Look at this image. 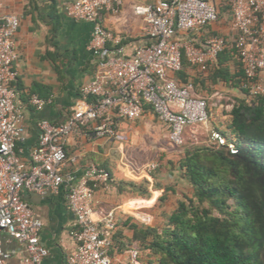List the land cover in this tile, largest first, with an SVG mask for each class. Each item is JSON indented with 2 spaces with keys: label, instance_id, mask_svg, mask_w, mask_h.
<instances>
[{
  "label": "built area",
  "instance_id": "obj_1",
  "mask_svg": "<svg viewBox=\"0 0 264 264\" xmlns=\"http://www.w3.org/2000/svg\"><path fill=\"white\" fill-rule=\"evenodd\" d=\"M124 0H74L65 2L66 14L92 24L90 49L98 57L92 78L80 88V97L62 122L39 121V141L26 164L18 152L25 134V113L16 104L19 59L16 34L21 18L2 13L0 0V264H42L49 248L41 241L44 222L25 200L26 192L41 196L67 188V204L75 215L72 231L75 249L68 264H113L117 221L113 211L95 217V192L109 189L111 173L93 163L77 177L65 173L64 166L76 158L67 155L69 138L81 130L99 139H116L122 121H134L148 110L168 127L171 145L186 144L187 133L210 121L208 100L199 96L192 82L182 83L174 76L184 61L206 70L216 64L230 43L222 34L208 36L199 43V34L220 18L222 7L231 14L232 40L245 74L242 88L252 97L264 96V0H158L138 5L137 14L145 20L147 41L131 55L125 53L121 39L104 25L105 13L118 14ZM186 35V36H185ZM111 47L108 49V46ZM50 99L38 94L30 97L37 110ZM209 139L216 148L238 149L234 140L219 130ZM194 142L199 141L197 136ZM147 165L148 173L157 169ZM16 244V247L7 248ZM130 264L140 263L137 247L128 250Z\"/></svg>",
  "mask_w": 264,
  "mask_h": 264
},
{
  "label": "crops",
  "instance_id": "obj_2",
  "mask_svg": "<svg viewBox=\"0 0 264 264\" xmlns=\"http://www.w3.org/2000/svg\"><path fill=\"white\" fill-rule=\"evenodd\" d=\"M68 1L74 0H3L2 13H15L21 18L16 34L19 59L15 65L18 72L15 85L16 104L25 113V134L17 148L28 165L31 152L39 141V121L44 118L54 122L64 121L80 97L81 86L92 78L97 68L98 57L89 47L93 26L89 22L69 17L64 8ZM157 1L124 0L118 14H104V25L121 39V46L127 55H131L138 45L147 41L144 34L145 20L143 15L136 13V6L151 5ZM230 32L232 37L228 50L231 56L223 62V67L229 70L228 81L212 78L214 65L203 71L190 65L187 60L182 70L183 75L174 74L182 83L192 82L196 93L208 100L210 119L214 120V128L209 127L208 123L189 129L188 141L194 142L196 136L200 140L201 129L207 136L214 129L226 135L234 133L228 128L234 106L240 103H258L256 97H252L241 87V70L232 43L235 34L231 23L227 28L225 24L215 22L193 37L201 43L215 33L226 36ZM110 47L111 45L108 49ZM38 88L42 96L37 93ZM33 94L50 99L51 102L39 111L30 103ZM151 115L158 119L148 110L134 121H122L116 139H99L86 130H81L69 138L66 146L68 157H75L76 161L66 162L65 173H73L79 177L91 164L96 163L112 175L113 181L109 189L96 190L94 207L97 218L100 213L113 211L115 214L117 237L113 242H117L121 249L111 248L113 264H130L128 250L132 247L139 249L138 241L133 239L134 230L131 225H144L143 215L149 211L146 204L155 201L153 196L150 198L151 195L140 192L144 186L152 192L154 177L153 173H148L147 165L153 161L142 163L136 160L134 153H129L130 134L135 121L139 120V124L132 132V137L138 138L142 127L149 124ZM162 125L168 132V127L163 123ZM167 143L173 147L168 135ZM66 195V187L54 195L25 193V200L44 222L41 241L49 248L50 254L42 264H68V255L76 247L72 231L76 228L77 221L68 207ZM11 247H16V244L7 248ZM140 263L143 264L141 258Z\"/></svg>",
  "mask_w": 264,
  "mask_h": 264
},
{
  "label": "trees",
  "instance_id": "obj_3",
  "mask_svg": "<svg viewBox=\"0 0 264 264\" xmlns=\"http://www.w3.org/2000/svg\"><path fill=\"white\" fill-rule=\"evenodd\" d=\"M230 56L228 47L220 53L214 80L228 81L223 62ZM239 65L242 87L246 77ZM256 98L258 103H240L231 111L229 127L241 139L237 153L227 147L185 153L179 167L194 198L181 200L163 229L131 225L140 252H149L143 264H264V96ZM114 249L121 246L114 242Z\"/></svg>",
  "mask_w": 264,
  "mask_h": 264
},
{
  "label": "rangeland",
  "instance_id": "obj_4",
  "mask_svg": "<svg viewBox=\"0 0 264 264\" xmlns=\"http://www.w3.org/2000/svg\"><path fill=\"white\" fill-rule=\"evenodd\" d=\"M219 23L225 24L227 28L230 27V13L222 11L217 21V24ZM225 35L231 43L232 33L230 32V34ZM135 122L134 129L131 130L130 134L129 153H134V157L139 162L147 163L153 161L158 165L157 169L153 172L152 192L147 190V186H144L143 189L148 194L147 196L151 195L150 198L152 196L155 198V201L146 204L149 211H147L146 215H143V224L163 229L168 223L170 214L178 207L179 202L186 198H194V188L183 178L179 167L185 153L198 147H216L202 129L200 130L199 141L192 142L189 140L181 147H171L167 143L168 132L166 127L154 115H151L149 124L142 127L139 137L133 138L132 132L137 128L139 120ZM213 122L214 120L210 119L209 127H215ZM228 128L230 129V127ZM227 136L230 140H234V142L238 143L241 141L236 133H228ZM141 252V260L145 261L149 257L147 254L149 252L145 249Z\"/></svg>",
  "mask_w": 264,
  "mask_h": 264
}]
</instances>
